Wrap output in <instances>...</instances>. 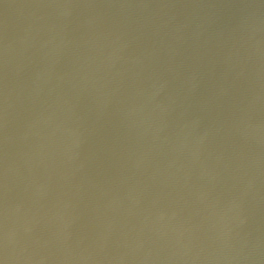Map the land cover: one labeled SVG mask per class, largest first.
I'll return each mask as SVG.
<instances>
[{
  "label": "water",
  "instance_id": "obj_1",
  "mask_svg": "<svg viewBox=\"0 0 264 264\" xmlns=\"http://www.w3.org/2000/svg\"><path fill=\"white\" fill-rule=\"evenodd\" d=\"M0 264H264V0H0Z\"/></svg>",
  "mask_w": 264,
  "mask_h": 264
}]
</instances>
